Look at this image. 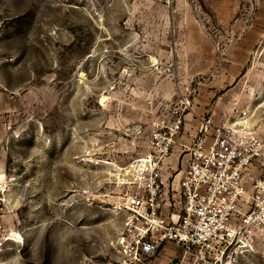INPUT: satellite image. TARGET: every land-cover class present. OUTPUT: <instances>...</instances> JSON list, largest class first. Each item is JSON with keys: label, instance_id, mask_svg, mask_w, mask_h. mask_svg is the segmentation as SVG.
Segmentation results:
<instances>
[{"label": "rangeland", "instance_id": "rangeland-1", "mask_svg": "<svg viewBox=\"0 0 264 264\" xmlns=\"http://www.w3.org/2000/svg\"><path fill=\"white\" fill-rule=\"evenodd\" d=\"M186 100L264 142V0H0V264H119L130 165Z\"/></svg>", "mask_w": 264, "mask_h": 264}, {"label": "built area", "instance_id": "built-area-1", "mask_svg": "<svg viewBox=\"0 0 264 264\" xmlns=\"http://www.w3.org/2000/svg\"><path fill=\"white\" fill-rule=\"evenodd\" d=\"M190 101L171 119L153 122L151 152L130 165L133 189L120 203L125 213L119 238V264H150L168 243L181 250L167 264H241L264 235V176L248 181L264 142L234 124L199 118L193 141L183 144L188 158L179 171V211L167 213L163 166L184 133ZM0 180V229L7 211Z\"/></svg>", "mask_w": 264, "mask_h": 264}, {"label": "crops", "instance_id": "crops-1", "mask_svg": "<svg viewBox=\"0 0 264 264\" xmlns=\"http://www.w3.org/2000/svg\"><path fill=\"white\" fill-rule=\"evenodd\" d=\"M187 122H186V128L184 133L179 137L178 139V144H176V146L174 148L178 149V153H174L175 157H178V159L180 158L179 155L181 153V155L183 154V158L181 160V163L176 165V174L174 176H169L167 174V168L165 167L166 164L163 166V174H164V179H165V185H166V192L168 193V199L169 202L168 204L171 205L167 208L166 212L167 213H171V212H177L179 211V199H180V193H179V181L181 178V172H179L185 165L186 160L188 158V154H184L183 153V149H182V145L183 144H189L193 141L194 138V134L198 128V124H199V120L198 121H192L188 115H187ZM188 131L190 133H188ZM190 135V136H189ZM176 160V159H175ZM179 161V160H178ZM167 162V161H166ZM176 162V161H175ZM181 164V167L179 168V165ZM174 166V165H173ZM166 171V172H165ZM166 251L167 253L169 251H171L170 256L171 255H180V252H177V250H179L180 248L175 245L174 243H169L166 246ZM165 252V251H164ZM162 253L161 255L156 256V262L158 264H167V259H164L165 257V253ZM169 256V258H170Z\"/></svg>", "mask_w": 264, "mask_h": 264}, {"label": "bare ground", "instance_id": "bare-ground-1", "mask_svg": "<svg viewBox=\"0 0 264 264\" xmlns=\"http://www.w3.org/2000/svg\"><path fill=\"white\" fill-rule=\"evenodd\" d=\"M1 176V175H0Z\"/></svg>", "mask_w": 264, "mask_h": 264}]
</instances>
